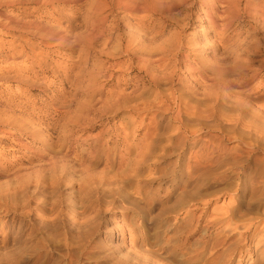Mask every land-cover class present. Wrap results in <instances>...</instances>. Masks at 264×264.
Wrapping results in <instances>:
<instances>
[{
  "label": "rangeland",
  "instance_id": "rangeland-1",
  "mask_svg": "<svg viewBox=\"0 0 264 264\" xmlns=\"http://www.w3.org/2000/svg\"><path fill=\"white\" fill-rule=\"evenodd\" d=\"M98 1L0 86V264H264V0Z\"/></svg>",
  "mask_w": 264,
  "mask_h": 264
},
{
  "label": "bare ground",
  "instance_id": "bare-ground-1",
  "mask_svg": "<svg viewBox=\"0 0 264 264\" xmlns=\"http://www.w3.org/2000/svg\"><path fill=\"white\" fill-rule=\"evenodd\" d=\"M98 1V0H97ZM129 1V0H127ZM148 1V0H147ZM99 2V1H98ZM72 3V2H71ZM75 3V2H74ZM136 3V1H135ZM62 4L61 0H28L25 4L21 2V0H8L0 2V33L5 34L7 37H10L11 40L7 43L12 49H8L3 42H0V86L9 81L10 76L13 75V79L21 78L28 76L33 71V66H25L17 63L20 57H23V52L25 48H34L35 42L34 40L39 39L44 44V48L52 49L51 43L53 41H58L56 43L57 48H62L63 46L69 47L71 44L66 37H61L58 31H55L52 27L47 26L48 24H44L43 20H47L48 22H56L57 19H51L47 17H38V20H32L31 18L35 16L36 12H40L41 8L43 10L49 9V11H45V13H56L59 5ZM73 4V3H72ZM119 4V3H118ZM139 4V3H138ZM161 4V3H160ZM254 5V4H253ZM262 5V4H261ZM28 6H31L28 8ZM114 6V5H113ZM130 6V5H129ZM150 6V5H149ZM227 6V5H226ZM104 7V6H103ZM159 7V6H158ZM239 7V6H238ZM255 7V5H254ZM258 7V6H257ZM139 8V7H138ZM151 8V7H150ZM263 10L258 13V10H254L252 12L255 13V17L258 18L255 22L257 23V31H262V36L256 38L252 43H248L243 50V55L247 58H251L252 56L255 59H261V62L264 63V7H260ZM105 9V8H103ZM136 9V8H135ZM155 9V8H154ZM159 10V8H158ZM261 10V9H260ZM101 11V10H99ZM150 11V10H149ZM227 11V10H226ZM249 10H247L248 12ZM251 11V8H250ZM42 12V11H41ZM44 12V11H43ZM154 13V12H153ZM162 13V12H160ZM128 14V13H127ZM245 14V13H244ZM248 14V13H247ZM45 15V14H44ZM133 16V15H132ZM135 16V15H134ZM252 17V15H250ZM213 17V16H211ZM101 18V17H99ZM254 18V17H253ZM98 19V18H97ZM216 19V18H215ZM233 19V18H232ZM84 20V18H83ZM252 20V19H251ZM46 21V22H47ZM97 21V20H95ZM94 21V22H95ZM104 21V20H103ZM215 26H218L215 21H211ZM229 22V21H228ZM91 23V22H90ZM52 24V23H51ZM50 24V25H51ZM57 24V23H56ZM87 24V23H85ZM89 24V23H88ZM209 24V23H208ZM223 24V23H222ZM253 24V23H252ZM91 25V24H89ZM93 25V24H92ZM57 26V25H56ZM101 26V25H100ZM59 27V25H58ZM92 28V27H91ZM60 29V28H59ZM96 29V28H95ZM92 30V29H91ZM99 30V29H98ZM101 30V28H100ZM258 31V32H259ZM93 32V31H92ZM99 33V32H98ZM97 33V34H98ZM105 34V33H104ZM261 34V33H260ZM108 36V35H107ZM257 36V35H256ZM255 36V37H256ZM259 36V35H258ZM22 37H28V43H23L20 41ZM89 37V36H88ZM105 38H107L105 36ZM252 38V37H251ZM89 41V40H88ZM86 41V42H88ZM17 42L19 44H17ZM95 42V41H94ZM93 42V43H94ZM53 44V43H52ZM41 45V44H40ZM75 46V44H73ZM92 45V44H91ZM71 46V45H70ZM43 48V47H42ZM134 48V47H133ZM177 49V48H176ZM33 52V49H30ZM27 51V50H26ZM139 51V50H138ZM242 51V50H241ZM139 53V52H138ZM241 53V54H242ZM136 55V54H135ZM28 56V55H27ZM26 57V56H25ZM40 57V56H38ZM241 57V56H240ZM244 57V59H245ZM252 57V58H253ZM246 58V59H247ZM164 59V58H163ZM167 59V58H166ZM162 60V59H161ZM25 62V61H22ZM29 62V61H28ZM188 62V61H187ZM165 63V62H164ZM186 63V62H185ZM243 63V61H241ZM247 63V62H246ZM259 63V62H257ZM26 64V62H25ZM37 64V63H36ZM245 64V63H244ZM248 64V63H247ZM165 65V64H164ZM192 65V64H191ZM241 65V64H240ZM243 65V64H242ZM254 65V64H252ZM244 66V65H243ZM248 66V65H247ZM41 67V66H40ZM246 67V66H245ZM249 67V66H248ZM146 68V67H145ZM149 68V66H148ZM147 68V69H148ZM226 68V67H224ZM146 69V70H147ZM151 69V68H150ZM148 69V70H150ZM240 69V68H239ZM250 69V68H249ZM264 69V68H263ZM72 70V69H71ZM219 70V69H218ZM230 70V69H229ZM262 70V69H261ZM149 72V71H148ZM234 72V71H233ZM244 72V71H243ZM248 72V71H247ZM256 72V71H255ZM199 73V72H198ZM219 73V72H218ZM238 73V72H237ZM245 73V72H244ZM251 73V71H250ZM254 73V72H253ZM178 74V73H177ZM182 74V73H181ZM195 74V73H194ZM197 74V73H196ZM200 74V73H199ZM255 74V73H254ZM98 75V73H97ZM250 75V74H248ZM247 75V76H248ZM257 75V74H256ZM255 75V76H256ZM45 76V75H44ZM95 76V75H94ZM178 76V75H177ZM30 77V76H29ZM28 77V78H29ZM69 77V76H68ZM98 77V76H97ZM95 77V78H97ZM180 77V76H179ZM201 77V76H200ZM220 77V76H219ZM218 77V78H219ZM95 78H93L95 80ZM254 78V77H253ZM24 79V78H23ZM27 79V78H26ZM175 79V78H174ZM220 79V78H219ZM247 79V78H246ZM259 79V78H258ZM11 80V79H10ZM92 80V79H91ZM240 80V79H239ZM245 80V79H244ZM243 80V81H244ZM13 81V80H12ZM11 81V82H12ZM220 81V80H219ZM242 81V80H241ZM256 81V80H255ZM22 82V81H21ZM236 82V81H235ZM239 82V81H238ZM261 82V81H260ZM96 83V82H95ZM220 83V82H219ZM223 83V82H222ZM224 83H228L225 81ZM263 83V82H262ZM240 84V83H239ZM261 84V83H260ZM222 85V84H221ZM93 86V85H92ZM224 86V85H223ZM227 87V86H225ZM258 87V85H257ZM263 87V86H262ZM253 88V87H252ZM90 89V88H89ZM257 89V88H256ZM95 90V89H94ZM191 90V89H190ZM225 90V89H224ZM258 90V89H257ZM260 90V89H259ZM263 90V89H262ZM261 90V91H262ZM93 91V90H92ZM96 91V90H95ZM264 91V90H263ZM90 92V90H89ZM228 92V90H227ZM95 93V92H94ZM251 94V93H250ZM94 95V94H93ZM220 95V94H219ZM246 95V94H245ZM258 94L254 95L257 96ZM250 96V95H249ZM253 96V95H252ZM251 96V97H252ZM120 102V101H119ZM257 102V101H255ZM260 102V101H258ZM261 103V102H260ZM259 104V103H258ZM263 104V103H261ZM264 105V104H263ZM264 109V107H262Z\"/></svg>",
  "mask_w": 264,
  "mask_h": 264
}]
</instances>
